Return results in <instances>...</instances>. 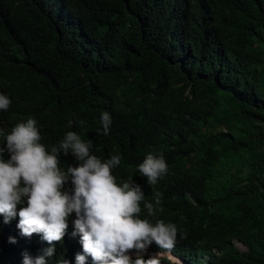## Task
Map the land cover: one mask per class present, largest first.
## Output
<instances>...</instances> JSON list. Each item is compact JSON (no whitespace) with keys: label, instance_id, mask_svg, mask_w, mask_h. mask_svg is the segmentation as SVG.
Masks as SVG:
<instances>
[{"label":"trees","instance_id":"1","mask_svg":"<svg viewBox=\"0 0 264 264\" xmlns=\"http://www.w3.org/2000/svg\"><path fill=\"white\" fill-rule=\"evenodd\" d=\"M0 94L9 124L35 119L44 145L108 112L125 155H163L152 222L175 224L178 242L145 259L264 264V0H0ZM65 244L46 264H75L82 245ZM47 247L0 222V264Z\"/></svg>","mask_w":264,"mask_h":264},{"label":"clouds","instance_id":"2","mask_svg":"<svg viewBox=\"0 0 264 264\" xmlns=\"http://www.w3.org/2000/svg\"><path fill=\"white\" fill-rule=\"evenodd\" d=\"M10 105L0 94V222L4 232L18 228L20 235L38 234L49 245L35 257L24 252L23 264H46L59 242L75 250L82 245L75 264H86L88 257L93 264H162V253L147 259L142 254L153 243L171 253L178 242L175 224L152 222L163 211L155 188L168 172L163 155H125L109 141L108 112L89 128L71 119L52 145H44L35 119L9 124L4 111Z\"/></svg>","mask_w":264,"mask_h":264},{"label":"rangeland","instance_id":"3","mask_svg":"<svg viewBox=\"0 0 264 264\" xmlns=\"http://www.w3.org/2000/svg\"><path fill=\"white\" fill-rule=\"evenodd\" d=\"M217 242H221V240H219V241H214V242H207L206 244H205V247L206 248H209L210 246V248H213V250H216V251H218V253L220 252V249L217 247ZM233 242L235 243V245H236V247L238 248V249H242V246L238 243V242H236L234 239H233ZM207 254H210V252H206ZM204 254L203 255V257H206L207 256V254ZM217 253V254H218Z\"/></svg>","mask_w":264,"mask_h":264}]
</instances>
